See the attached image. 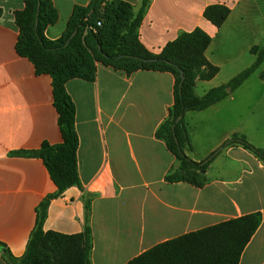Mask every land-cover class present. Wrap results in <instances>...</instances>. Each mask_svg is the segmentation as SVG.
<instances>
[{
  "label": "crops",
  "instance_id": "1",
  "mask_svg": "<svg viewBox=\"0 0 264 264\" xmlns=\"http://www.w3.org/2000/svg\"><path fill=\"white\" fill-rule=\"evenodd\" d=\"M120 1L131 5L134 13L139 9L140 0ZM51 2L57 20L43 36L56 42L64 36L74 9H85L92 0ZM211 5L230 10L220 29L203 17ZM24 8L25 0H0V244L15 259L25 252L39 206L56 192L42 160L18 154L62 143L52 79L37 73L30 60L16 51L20 31L14 14ZM195 29L211 38L204 58L218 69L212 79L195 81L193 93L201 98L226 85L264 51V0H149L137 39L157 56L179 34ZM94 66L93 81L73 79L65 84L75 107L80 187L49 201L42 230L63 236L82 234L88 201L90 263L127 264L163 242L259 212L261 223L238 264H264V164L241 147L220 149L237 135L264 150V138L257 143L252 136L262 132L259 124L247 121L248 107L252 117L258 109L264 110V90L256 102L253 94H245L253 90L252 82L264 89V60L260 72L223 101L184 116L191 144L185 155L199 163L216 152L204 172L206 185L200 189L164 181L176 159L155 133L173 107L175 77L145 70L128 75L99 61ZM198 130L210 141L202 153ZM0 264H6L1 253Z\"/></svg>",
  "mask_w": 264,
  "mask_h": 264
},
{
  "label": "trees",
  "instance_id": "2",
  "mask_svg": "<svg viewBox=\"0 0 264 264\" xmlns=\"http://www.w3.org/2000/svg\"><path fill=\"white\" fill-rule=\"evenodd\" d=\"M148 6L149 0H140L139 9L134 13L131 5L120 0H92L87 8L74 9L64 36L56 42L47 41L43 36L44 29L57 20L51 0H25L24 10L14 14L15 25L20 31L16 44L18 55L28 58L37 73L48 74L52 79L54 108L58 114L62 143L57 146L43 144L38 151L18 154L41 159L56 192L39 206L35 229L21 258H13L0 244V253L6 264H43V250L57 249L60 242L67 240L77 244V258L73 264H91L88 201L85 203L82 234L63 236L44 232L42 225L49 201L71 187H80L76 158L78 138L74 128L75 107L66 92L65 84L73 79L93 81L95 61L115 70H123L128 75L145 70L166 72L175 77L173 107L155 133L156 139L163 141L176 159V166L169 171L164 181L168 184L186 183L199 189L206 185L204 172L216 152L199 163L185 155L191 144L184 116L187 112H201L223 101L229 94L227 88L230 92L235 91L261 66L264 51L258 53L250 67L226 85L211 89L198 98L193 93L195 81H208L218 73V69L204 58L211 38L202 30L195 29L190 33L179 34L159 55L148 53L137 39V31ZM229 14L227 7L211 5L205 8L203 17L220 29ZM87 26L96 31L86 34L84 45L81 37ZM178 118L180 120L176 122ZM234 146L243 148L264 164V150L250 145L244 136H232L220 149ZM260 223L259 212L222 222L158 244L127 264H238Z\"/></svg>",
  "mask_w": 264,
  "mask_h": 264
},
{
  "label": "rangeland",
  "instance_id": "3",
  "mask_svg": "<svg viewBox=\"0 0 264 264\" xmlns=\"http://www.w3.org/2000/svg\"><path fill=\"white\" fill-rule=\"evenodd\" d=\"M259 70H260V67L253 73V75L254 74L257 75L260 72ZM253 85H254V82H252L253 90L249 92V89H248L245 94L247 93L253 94L252 102L253 101L256 102V100H258L260 95L263 93L264 89H262L263 87H260L258 85L257 86H253ZM247 121L248 123H250L249 121L251 122L253 121L255 122L256 125L259 124V130L262 132L252 134V136L254 137V142H257V143L261 142L260 140L264 138L263 137L264 135V110L258 109L255 112L254 117H252L251 111L248 107ZM208 140H209V137L206 138L203 131H199V138L197 140V144H198L197 146H198L199 152L202 153L209 147L210 141ZM210 176H214L213 173H211ZM76 245H77L76 242L72 240H67L64 242H60L59 247L57 249H49V248L46 249L45 248V250H43L42 252L43 264H73L77 258Z\"/></svg>",
  "mask_w": 264,
  "mask_h": 264
},
{
  "label": "built area",
  "instance_id": "4",
  "mask_svg": "<svg viewBox=\"0 0 264 264\" xmlns=\"http://www.w3.org/2000/svg\"><path fill=\"white\" fill-rule=\"evenodd\" d=\"M97 26H99V24H97ZM95 31H96L95 28L87 26L84 33L85 34H87L89 32L95 33Z\"/></svg>",
  "mask_w": 264,
  "mask_h": 264
},
{
  "label": "water",
  "instance_id": "5",
  "mask_svg": "<svg viewBox=\"0 0 264 264\" xmlns=\"http://www.w3.org/2000/svg\"><path fill=\"white\" fill-rule=\"evenodd\" d=\"M226 92L229 93L230 89H227ZM179 120H180V118H178L176 122H178Z\"/></svg>",
  "mask_w": 264,
  "mask_h": 264
}]
</instances>
